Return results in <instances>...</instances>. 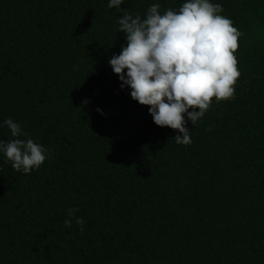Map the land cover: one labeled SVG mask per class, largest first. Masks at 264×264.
<instances>
[{"label":"trees","instance_id":"trees-1","mask_svg":"<svg viewBox=\"0 0 264 264\" xmlns=\"http://www.w3.org/2000/svg\"><path fill=\"white\" fill-rule=\"evenodd\" d=\"M183 2L0 0V140L11 118L50 150L30 174L0 152V264H264V0H213L241 76L188 145L109 65L124 10Z\"/></svg>","mask_w":264,"mask_h":264},{"label":"clouds","instance_id":"clouds-1","mask_svg":"<svg viewBox=\"0 0 264 264\" xmlns=\"http://www.w3.org/2000/svg\"><path fill=\"white\" fill-rule=\"evenodd\" d=\"M124 0H109L108 7L119 9ZM223 7L213 0H185L178 9L161 11L153 3L142 17L127 10L118 19V32L125 33L126 46L113 54L109 65L121 81V89H131V98L148 106L158 127H169L180 135L177 144L191 141L188 121L195 126L216 103L235 98L241 72L234 53L243 35L233 21L221 15ZM185 114L187 119L185 118ZM12 139L0 140L5 162L17 172L30 174L50 158V150L27 137L17 122L4 121ZM77 208L68 209L65 227L72 220L83 232V218Z\"/></svg>","mask_w":264,"mask_h":264}]
</instances>
